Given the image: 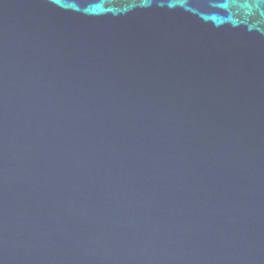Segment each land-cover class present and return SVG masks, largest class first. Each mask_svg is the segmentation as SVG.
Listing matches in <instances>:
<instances>
[{
	"label": "water",
	"instance_id": "water-1",
	"mask_svg": "<svg viewBox=\"0 0 264 264\" xmlns=\"http://www.w3.org/2000/svg\"><path fill=\"white\" fill-rule=\"evenodd\" d=\"M0 264H264V0H0Z\"/></svg>",
	"mask_w": 264,
	"mask_h": 264
}]
</instances>
